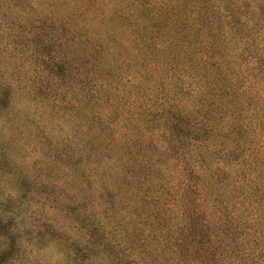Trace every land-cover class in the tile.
<instances>
[{"label": "rangeland", "instance_id": "374dc122", "mask_svg": "<svg viewBox=\"0 0 264 264\" xmlns=\"http://www.w3.org/2000/svg\"><path fill=\"white\" fill-rule=\"evenodd\" d=\"M0 264H264V0H0Z\"/></svg>", "mask_w": 264, "mask_h": 264}]
</instances>
